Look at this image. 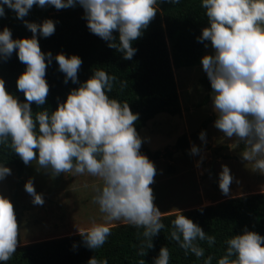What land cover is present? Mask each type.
<instances>
[{
	"label": "clouds",
	"instance_id": "obj_1",
	"mask_svg": "<svg viewBox=\"0 0 264 264\" xmlns=\"http://www.w3.org/2000/svg\"><path fill=\"white\" fill-rule=\"evenodd\" d=\"M77 4L84 9L88 29L108 41V46L121 52L125 59H131L137 51L132 42L143 34L158 10V0H0V17L6 15L7 6L32 33L30 37L13 38L7 25L0 29V60L8 59L15 50L25 64L16 79L24 100L8 91L0 77V145L18 154L25 164L35 160L41 169L50 168L55 175L87 172L101 179L93 200L103 215L99 221L93 219L87 228L78 229L84 246L99 248L110 234L111 222L123 221L142 227V244L149 249L153 247L152 237L165 227L150 186L156 167L140 151L142 137L134 124L139 114L131 110L128 101L108 95L116 77L96 68L67 93L66 99L58 101L54 110L33 111L31 107L32 102L44 104L49 91L45 73L53 54L41 50L38 35L54 33L55 21L45 18L37 23L24 17L33 5L60 9ZM201 5L208 24L197 40L205 42V47L210 41L213 49L201 57V65L212 88L214 126L225 137L233 138L229 147L238 148L244 160L252 161L253 170L264 173V0H201ZM55 60L65 74V82L69 78L73 82L78 80L82 63L79 55L59 52ZM198 135L202 141L205 139L204 130ZM199 150L195 144L190 148L193 154ZM11 171L0 161V180ZM232 179L229 166L222 164L218 173L222 193H229ZM24 188L33 203L44 202L31 177ZM183 211L176 208L173 212L171 239L186 254L191 252L203 258L202 264H212V254L205 256L199 241L212 245L216 237L207 234ZM16 215L9 197L0 194V262L9 260L16 250ZM224 243L226 247L216 258V264H264V235L245 227ZM140 253L144 255L146 249L141 247ZM169 258L168 247L162 245L152 264H169ZM87 264L108 262L94 255ZM140 264H144L143 259Z\"/></svg>",
	"mask_w": 264,
	"mask_h": 264
},
{
	"label": "trees",
	"instance_id": "obj_2",
	"mask_svg": "<svg viewBox=\"0 0 264 264\" xmlns=\"http://www.w3.org/2000/svg\"><path fill=\"white\" fill-rule=\"evenodd\" d=\"M83 12L82 8L75 7L57 9L52 5H33L24 17L25 20L37 23L45 18L55 21L54 33L46 37L38 35L41 50L51 51L53 59L46 67L45 77L49 91L45 103L37 105L32 102L33 111L42 108L54 110L58 101L66 99L67 93L89 78L94 69L103 68L116 77L108 95L128 101L131 110L139 114L134 122L139 135L146 123L156 115L181 116V97L174 72L179 68L195 67L201 56L205 42L198 41L197 37L208 24L201 0H158L155 16L143 30V34L132 42L137 51L131 59L123 58L121 52L108 46V41L92 33L87 27ZM5 13V16L0 17V29L7 25L12 30L13 38L32 35L23 20L16 17L14 10L5 6ZM116 34L114 31V35ZM59 52L81 57L76 82L70 78L65 82V74L59 70L55 60V54ZM24 68L25 64L19 60L15 50L8 59L0 60V77L4 79L6 89L21 100L25 97L17 89L16 79ZM197 80L198 85L207 91L212 90L206 73ZM207 101L208 94L195 107L203 106ZM215 119L216 115L208 116L195 130L180 135L173 144L174 148L168 149L167 153L186 151L191 142L200 138L198 134L201 130L206 131ZM140 151L151 160H156L161 155L159 150L151 151L143 141ZM0 161L13 165L18 173L23 169L24 162L6 145H0ZM167 171L174 173L175 170L169 166ZM21 182L20 186L24 188L25 182ZM216 199L211 201L216 202L212 205L183 211L185 216L198 223L207 234L216 237L212 245L199 241L205 248V256L212 254V264H216V258L224 252L226 238L241 233L245 227L264 235V192ZM14 210L16 214L15 206ZM174 215L175 213L162 215L165 227L152 237L153 247L149 249L142 244L145 240L142 227L126 222L113 225L108 238L97 249L84 246L79 233L20 244L18 230L15 252L9 260L0 264H87L89 257L94 255L98 259H107L108 264H140L142 259L144 264H152L162 245L169 249V264H202L203 258H198L191 252L186 254L171 239L170 221ZM141 247L146 249L144 255L140 253Z\"/></svg>",
	"mask_w": 264,
	"mask_h": 264
},
{
	"label": "rangeland",
	"instance_id": "obj_3",
	"mask_svg": "<svg viewBox=\"0 0 264 264\" xmlns=\"http://www.w3.org/2000/svg\"><path fill=\"white\" fill-rule=\"evenodd\" d=\"M75 8L83 9L78 4ZM208 45H204L195 67L179 68L174 72L182 115H156L140 131L145 145L151 151L159 150L161 153L158 159L152 160L156 172L150 186L154 203L162 214L176 212V208L187 210L213 204L215 202L211 201L216 198L264 192V173L253 170L252 161L244 160L238 148L229 147L233 138L225 137L214 126V121L207 127L203 141L199 138L191 142L184 152L167 153L168 149L174 148L173 144L180 135L195 130L208 116L216 115L211 99L212 90L207 91L196 83L205 73L201 57L213 51L210 41ZM207 93V103L195 107ZM193 144L200 149L196 154L190 152ZM240 148H243L242 144ZM5 164L12 171L0 180V194L8 196L17 209L20 244L77 234L78 229L87 228L93 219H101L103 213L93 200L95 187L102 183L99 177L73 171L55 175L50 168L41 169L35 160L31 164L24 163L21 173L13 165ZM222 164L229 166L233 177L228 194L222 193L218 186V173ZM169 166L175 170L174 173L167 171ZM30 177L37 192L43 194L42 204L33 203L31 195L20 186L21 181L25 182ZM121 223L125 222H111L112 226Z\"/></svg>",
	"mask_w": 264,
	"mask_h": 264
}]
</instances>
